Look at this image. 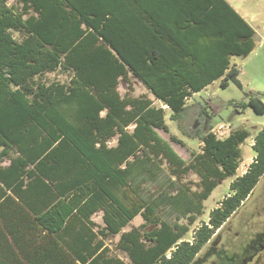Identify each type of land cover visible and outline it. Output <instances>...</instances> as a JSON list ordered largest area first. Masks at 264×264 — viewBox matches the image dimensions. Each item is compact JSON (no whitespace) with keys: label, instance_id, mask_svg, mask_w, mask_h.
I'll list each match as a JSON object with an SVG mask.
<instances>
[{"label":"trees","instance_id":"obj_1","mask_svg":"<svg viewBox=\"0 0 264 264\" xmlns=\"http://www.w3.org/2000/svg\"><path fill=\"white\" fill-rule=\"evenodd\" d=\"M17 3L0 0V182L20 199L46 195L47 204H0V233L30 249L16 260L0 252V264H192L264 175V128L254 138V161L238 176L248 131L219 138L211 126L198 130L202 150L185 160L171 145L184 142L158 133H170L164 106L182 129L193 94L218 79L223 88L230 81L242 88L230 62L255 49L253 27L226 0ZM56 72L70 79L50 81ZM130 75L162 105L122 96L118 87ZM242 105L264 114L258 94ZM203 119L199 112L197 122ZM191 172L198 190L180 184ZM228 178L231 193L191 230ZM157 181L154 191L145 188ZM165 206L182 216L173 224L161 219ZM101 211L105 226L94 232L91 218ZM139 215L144 223L124 232ZM71 218L90 234L60 254L58 239ZM117 235L129 262L105 245Z\"/></svg>","mask_w":264,"mask_h":264},{"label":"rangeland","instance_id":"obj_2","mask_svg":"<svg viewBox=\"0 0 264 264\" xmlns=\"http://www.w3.org/2000/svg\"><path fill=\"white\" fill-rule=\"evenodd\" d=\"M227 1L255 30V49L240 61L233 58V62L238 63L236 64L239 69L238 79L242 84V88L232 81L229 82L227 88H223L221 86L222 79L214 81L188 102V110L181 121L182 129L177 122L171 121V112L166 108V122L170 128V133L163 130H158V133L166 140H170L171 135L183 140V144L171 141V145L182 158L189 160L191 152H201L202 150V144L198 138L193 139L187 136L193 134L196 130L206 132L211 125L212 131L219 138H225L235 130L248 131L250 137L241 146L242 161L237 172V175L240 176L254 161V138L264 128V114L259 115L251 107H243L242 105L248 102L250 94H258L264 102V0ZM9 4L19 6L17 0H9ZM47 78L50 81L60 82H66L70 79L68 74L60 72L49 74ZM128 80H121L118 87L122 96L130 92L134 97L147 96L156 106L162 105L136 77L130 75ZM199 112L203 113L204 118L201 124L197 122ZM116 144L117 138H114L110 145ZM164 168L165 173L160 174L161 179L159 181L161 183L165 181L166 174H168V167L165 165ZM233 180L234 178H228L221 181L211 196L204 201L203 214L191 227V230L201 225L202 222L208 221L211 211L231 193L230 185ZM159 181L147 182L145 188L154 191ZM198 183L199 176L193 172L180 181L183 186L188 184L192 187V191L198 190ZM161 209V219L171 224L175 223L179 216H182V213L175 211L170 206ZM95 220L97 223L101 222L100 214L95 217ZM179 222L185 223V220L182 219ZM142 223L143 220L139 217L131 226L141 225ZM130 227L125 231L129 230ZM151 228L149 227L148 230ZM261 234H264V175L249 197L242 202L222 228L205 245L192 264H246L244 257L250 251L252 240ZM118 241L119 236L112 237L107 243L114 253L125 259L126 255L116 247ZM245 259L247 260V258ZM257 264H264V252Z\"/></svg>","mask_w":264,"mask_h":264},{"label":"crops","instance_id":"obj_3","mask_svg":"<svg viewBox=\"0 0 264 264\" xmlns=\"http://www.w3.org/2000/svg\"><path fill=\"white\" fill-rule=\"evenodd\" d=\"M227 1V0H226ZM228 2V1H227ZM229 3V2H228ZM230 4V3H229ZM231 5V4H230ZM232 6V5H231ZM233 7V6H232ZM234 8V7H233ZM235 9V8H234ZM236 10V9H235ZM237 11V10H236ZM238 12V11H237ZM245 19V18H244ZM246 20V19H245ZM247 21V20H246ZM248 22V21H247ZM249 23V22H248ZM250 24V23H249ZM251 25V24H250ZM252 26V25H251ZM254 29V28H253ZM255 39V37H254ZM234 57V56H233ZM232 57V58H233ZM202 92V91H201ZM200 93V92H199ZM198 93H195L193 94V96L187 101V105L189 106L188 102L191 101V99ZM164 108H167V106H164ZM211 126V125H210ZM196 128V126H195ZM207 129V128H206ZM198 130L194 131L193 134H189L187 135L189 138H197L196 137V133H197ZM181 140V139H180ZM183 141V140H182ZM110 145V143H109ZM110 146H113V145H110ZM3 166H8L9 165V160H6L3 164ZM246 172V171H245ZM244 172V173H245ZM243 175V174H242ZM30 193H31V190H30ZM28 196H31V195H28ZM33 196V195H32ZM44 199H37L36 197V200L32 201L30 199H20V197H18L17 195L13 194L10 190H7L4 186H3V183L0 182V204H13L17 210L20 206H23L22 204H47V199H45V197H47L46 195L43 196ZM16 204H19V205H16ZM100 214V218H101V222H96L95 220V217L97 215ZM139 217H141L140 215L137 216L129 226L125 227L124 228V232H127L129 231L132 227H139L140 225H137V226H131L133 224V222L137 219H139ZM142 218V217H141ZM91 220L97 225V227L95 229H92L94 232H96L99 227L100 228H103L105 226V222H104V219H103V212H98V213H95ZM143 220V218H142ZM0 223H2V220L0 219ZM69 228L66 227L65 229H63L65 231V234H63L58 240H59V247L61 248V252L60 254H63V253H67V252H70V249L68 247L67 244H69V242H73V241H76L77 238H87L88 236V233L90 231V228H88L83 222L79 221L78 219L76 218H71L69 219ZM100 223V224H99ZM143 223H144V220H143ZM142 223V224H143ZM141 224V225H142ZM68 225V224H67ZM85 225V226H84ZM131 226V227H130ZM128 227H130L129 230L125 231V229H127ZM90 234V233H89ZM119 236V239H120V235H117ZM115 236V237H117ZM112 237L108 238L106 241H105V245L108 246L110 248V246L108 245V241L111 240ZM101 239V236L98 237L97 241H99ZM23 241V240H22ZM25 241V240H24ZM17 242V241H16ZM19 242V240H18ZM21 242V240H20ZM12 243L14 245V247L12 246ZM43 239L40 238L38 240V243H37V250H39L40 252L44 251L42 246H43ZM19 248V247H18ZM16 247V243L15 241L12 239V237L10 235L5 236V234H1L0 233V252L2 253H6L9 257H10V260H16V258H25L27 255H28V252L30 249L28 245H23L22 249L19 248L18 249ZM111 249V248H110ZM112 250V249H111ZM113 251V250H112ZM37 255V253H33L31 255V257ZM119 256V255H118ZM120 257V256H119ZM122 258V257H120ZM124 259V258H122ZM126 262H129V259L126 258L124 259ZM79 263V262H78Z\"/></svg>","mask_w":264,"mask_h":264},{"label":"flooded vegetation","instance_id":"obj_4","mask_svg":"<svg viewBox=\"0 0 264 264\" xmlns=\"http://www.w3.org/2000/svg\"><path fill=\"white\" fill-rule=\"evenodd\" d=\"M263 252H264V234H261V235H258L257 238L252 240L250 251L244 257V260H245L246 264L247 263L248 264H251V263L257 264V263H259V258L261 257ZM245 258H247V260Z\"/></svg>","mask_w":264,"mask_h":264},{"label":"water","instance_id":"obj_5","mask_svg":"<svg viewBox=\"0 0 264 264\" xmlns=\"http://www.w3.org/2000/svg\"><path fill=\"white\" fill-rule=\"evenodd\" d=\"M233 58H237L240 61V60H242L243 57H241V56H234ZM233 58L231 59V62H230V69L233 68L234 66H236V64H238L236 62H233Z\"/></svg>","mask_w":264,"mask_h":264}]
</instances>
